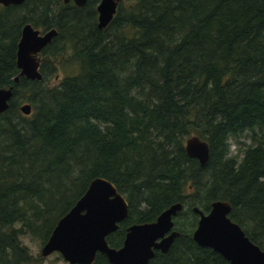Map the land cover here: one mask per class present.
Here are the masks:
<instances>
[{
    "label": "trees",
    "instance_id": "1",
    "mask_svg": "<svg viewBox=\"0 0 264 264\" xmlns=\"http://www.w3.org/2000/svg\"><path fill=\"white\" fill-rule=\"evenodd\" d=\"M98 2L0 6V88H12L0 114V264H44L22 239L43 245L94 178L127 205L110 248L179 203L178 236L148 264H227L191 240L192 208L224 201L264 250V0H118L101 30ZM24 24L57 34L38 56L41 80L13 83ZM56 61L63 76L49 86ZM189 136L208 146L202 167L184 153Z\"/></svg>",
    "mask_w": 264,
    "mask_h": 264
},
{
    "label": "water",
    "instance_id": "2",
    "mask_svg": "<svg viewBox=\"0 0 264 264\" xmlns=\"http://www.w3.org/2000/svg\"><path fill=\"white\" fill-rule=\"evenodd\" d=\"M81 8L86 0H61ZM118 0H99L95 7L96 27L101 30L113 18ZM24 0H0L1 7L18 6ZM57 31L40 32L29 24L20 29L15 49L17 75L30 81H40L39 54L50 44ZM12 88H0V114L8 107ZM22 116H29V104L18 107ZM185 155L197 161L200 167L208 159V146L196 136L185 139ZM179 203L163 210L151 223L132 224L125 229L118 249L107 246L105 237L117 229L127 216V205L111 183L102 179L91 180L73 206L55 223L46 242L41 245L39 256L45 258L57 253L66 264H92L96 254L108 264H148L154 251L165 254L178 233L173 230V219L181 210ZM197 216L191 240L201 248L218 254L227 264H264V250L252 244L237 224L230 221V206L224 201H213L207 213L196 208Z\"/></svg>",
    "mask_w": 264,
    "mask_h": 264
},
{
    "label": "rangeland",
    "instance_id": "3",
    "mask_svg": "<svg viewBox=\"0 0 264 264\" xmlns=\"http://www.w3.org/2000/svg\"><path fill=\"white\" fill-rule=\"evenodd\" d=\"M40 31V30H39ZM67 57L64 55V58ZM55 66H56V72L54 74V76H51L49 78V80L47 81L49 86H53L55 84H57L62 76H63V72H64V66L63 63L61 61H56L55 62ZM70 70V69H68ZM66 72V70H65ZM241 145L239 146V149L242 151L243 149H245V147L249 144V139L248 138H240L239 139ZM238 147L231 142L230 147H229V151H230V155H236V149ZM23 244L27 247L28 251L30 252V254L32 255H39V250L41 248V246L35 242V241H31L28 238H23L22 239ZM44 264H65V262L59 259V255L57 253H52L49 256L42 258Z\"/></svg>",
    "mask_w": 264,
    "mask_h": 264
},
{
    "label": "bare ground",
    "instance_id": "4",
    "mask_svg": "<svg viewBox=\"0 0 264 264\" xmlns=\"http://www.w3.org/2000/svg\"><path fill=\"white\" fill-rule=\"evenodd\" d=\"M35 29V28H34ZM203 141V140H202Z\"/></svg>",
    "mask_w": 264,
    "mask_h": 264
},
{
    "label": "flooded vegetation",
    "instance_id": "5",
    "mask_svg": "<svg viewBox=\"0 0 264 264\" xmlns=\"http://www.w3.org/2000/svg\"><path fill=\"white\" fill-rule=\"evenodd\" d=\"M41 32V31H40Z\"/></svg>",
    "mask_w": 264,
    "mask_h": 264
}]
</instances>
